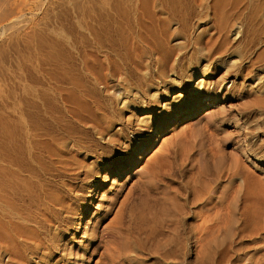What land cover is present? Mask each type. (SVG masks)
<instances>
[{
  "label": "bare ground",
  "instance_id": "6f19581e",
  "mask_svg": "<svg viewBox=\"0 0 264 264\" xmlns=\"http://www.w3.org/2000/svg\"><path fill=\"white\" fill-rule=\"evenodd\" d=\"M72 7L56 116L19 95L0 108V264H264V158L209 108L239 91L210 70L228 25L256 35L264 0ZM101 172L130 175L96 208Z\"/></svg>",
  "mask_w": 264,
  "mask_h": 264
},
{
  "label": "rangeland",
  "instance_id": "374dc122",
  "mask_svg": "<svg viewBox=\"0 0 264 264\" xmlns=\"http://www.w3.org/2000/svg\"><path fill=\"white\" fill-rule=\"evenodd\" d=\"M72 2L73 0H5L4 4L2 3L5 8L1 4L0 108L8 107L12 99L19 95L25 97L23 101L31 104L32 111H37L40 114L38 117L45 118L44 121L49 123L56 116L57 24L67 28L73 26ZM213 19L211 18L212 24L209 23L213 25L212 29L216 27L215 23L218 24V21L214 22ZM255 25L259 36L247 29L236 35L237 25H228L227 29H232V32L228 31L226 35L232 49L215 60V63L222 62L219 67L212 63L210 70L215 80H222L223 74H226L231 80L226 85L227 88L233 89L235 86L239 91L235 90L234 96L219 104L210 105L209 108L218 109L225 105L224 113L231 116L227 128L233 132L234 142L238 134L247 137L255 152L264 158V102L258 100L259 96L264 95V39L260 38L264 37V20L259 19ZM240 54L250 56V61L241 62ZM229 60L231 64L227 62ZM227 69L230 73L225 72ZM220 90L224 93L225 89L223 87ZM204 112L205 109L188 120L203 116ZM170 131V128L166 130L167 133ZM129 175L122 174L116 178L111 175L104 179L105 173L101 172L98 176L100 188L94 207L97 208L102 194L109 193L116 180L127 179ZM77 245L78 239L73 243L74 252Z\"/></svg>",
  "mask_w": 264,
  "mask_h": 264
}]
</instances>
